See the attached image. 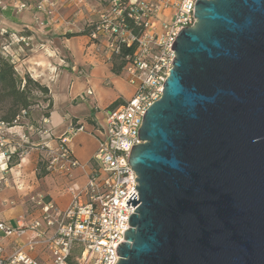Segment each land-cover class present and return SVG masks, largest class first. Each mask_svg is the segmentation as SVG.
<instances>
[{
  "label": "water",
  "instance_id": "1",
  "mask_svg": "<svg viewBox=\"0 0 264 264\" xmlns=\"http://www.w3.org/2000/svg\"><path fill=\"white\" fill-rule=\"evenodd\" d=\"M193 15L130 150L138 199L115 264H264V0Z\"/></svg>",
  "mask_w": 264,
  "mask_h": 264
},
{
  "label": "built area",
  "instance_id": "2",
  "mask_svg": "<svg viewBox=\"0 0 264 264\" xmlns=\"http://www.w3.org/2000/svg\"><path fill=\"white\" fill-rule=\"evenodd\" d=\"M106 1V7L89 31V38L95 48L102 45L99 51L108 59L119 54L122 46H134L133 52L126 55L122 72L127 74L132 94L106 112L90 163H81L74 156L67 135L59 137L55 147H46L49 171L70 175L81 167L87 173L86 184L82 188L69 187L72 198L64 209L45 202L41 203L39 217L28 224H24L23 216H19L16 226L0 220L2 238L29 232L23 243L9 251L0 241V264H42L37 251L47 254V264H115L120 258L116 247L124 241V231L130 227L128 217L136 208L125 202L132 193L138 199L137 175L128 163L130 150L132 145L142 142L137 132L145 110L162 95L174 58L172 42L181 28L191 26L196 20L193 15L196 0ZM33 3L35 17L43 13L46 18H52V1ZM15 7L21 10L32 4L18 1ZM5 33L0 30V51L12 57L11 44L24 39L13 33L5 36ZM4 127L0 123V129ZM82 129L80 125L74 131ZM5 145L6 140L0 135V148ZM11 152L8 148L2 149V156L7 159Z\"/></svg>",
  "mask_w": 264,
  "mask_h": 264
},
{
  "label": "crops",
  "instance_id": "3",
  "mask_svg": "<svg viewBox=\"0 0 264 264\" xmlns=\"http://www.w3.org/2000/svg\"><path fill=\"white\" fill-rule=\"evenodd\" d=\"M50 1L55 3L53 17L45 19L38 15L36 20L34 9L18 12L12 7L16 0H0L8 5L7 8L0 6V30L15 32L24 41H31L32 47L38 46L25 58L19 52L24 43L18 44L20 50L18 47L11 49L14 61L20 60L16 71L26 70L44 83L52 102L46 121L40 125L42 129L33 132L39 147L14 162L10 160L14 156L4 158L0 148V220L14 226L19 216H23L24 224L38 217L41 203L52 202L61 209L66 208L72 198L69 187L82 188L86 184L87 173L81 167L75 168L70 175H44L39 183L37 163L46 152V146L55 147L59 137L67 135L74 156L81 163H90L98 146V130L105 123L109 106L132 94H124L126 82L122 74L111 71L112 62L95 49L88 36L90 26L101 11L98 0ZM80 125L83 129L74 131ZM21 133L19 125L5 130L9 148L20 144ZM40 194L46 196L45 201L39 200ZM28 235V231L10 238H2L0 234V241L9 251L14 245L23 243ZM36 254L42 264H47L46 253L37 251Z\"/></svg>",
  "mask_w": 264,
  "mask_h": 264
},
{
  "label": "trees",
  "instance_id": "4",
  "mask_svg": "<svg viewBox=\"0 0 264 264\" xmlns=\"http://www.w3.org/2000/svg\"><path fill=\"white\" fill-rule=\"evenodd\" d=\"M129 25H131V23H129ZM91 28L92 25L89 31ZM133 50L134 46H122L120 53L114 55L111 64V71L114 74H122L127 62L126 55H130ZM37 92H41V94L45 95L43 99L47 101L48 106L44 115L48 116L49 110L52 107L51 99L47 96L48 88L30 78L28 74L21 77L16 72L11 59L0 51V123L11 126L21 115L22 111L28 114L30 107L35 103L34 98ZM123 102L124 100L117 99L109 106V109H113ZM43 175H45V171L38 174V176Z\"/></svg>",
  "mask_w": 264,
  "mask_h": 264
},
{
  "label": "rangeland",
  "instance_id": "5",
  "mask_svg": "<svg viewBox=\"0 0 264 264\" xmlns=\"http://www.w3.org/2000/svg\"><path fill=\"white\" fill-rule=\"evenodd\" d=\"M17 1L18 0H16V2L14 4H12V7L16 11L20 12L21 10L28 9V8L34 9L33 8V4H34L33 2H35L36 0H21V1H25V2H28V3L32 4V7L23 8L21 10H18L17 7H15V4L18 3ZM98 3H99L98 8L100 7L101 10H103L106 7V5H107V1L106 0H98ZM3 5H5V7H3ZM0 6L2 8H7L8 5L6 3H1L0 2ZM53 8H54V13H55V3H54V7ZM54 13H53V15H54ZM38 15H42L46 19V16L43 13H39L36 16V20L39 19ZM53 15H52V17H53ZM98 17H99V15H98ZM96 21H94V22H96ZM93 23H92V25H93ZM1 31L6 32L5 36H8L9 33L16 34L15 32H8V31H4V30H1ZM88 36H89V32H88ZM22 43H24V46H22V49L19 52H21L20 54H22L21 57L25 58V57H28V55L31 53L32 48H34V47L31 46V41L26 40V41H22V42H20L18 44L21 45ZM18 44L16 45L15 42L12 43L11 44V49H14V47H16V48L18 47L19 48ZM37 48H38V46H35L34 49H37ZM100 48H102V45H98V48H95V49L96 50L98 49V51H99ZM19 50H20V48H19ZM18 57H20V56H18ZM9 58L11 59V61L13 62L14 66L16 68L18 66V63H20L19 62L20 60L19 61H14V57L13 56L9 57ZM113 58H114V55L111 56V59H110L111 62H113ZM24 68H26V67H24ZM16 72L21 77H23L25 74H28L30 78L38 81L43 86H46L41 81L33 78L26 70L22 71V73H19L18 71H16ZM121 77L126 82V85H125V88H124V94L125 95L131 94L132 86L127 81V74L123 73L121 75ZM47 96L50 97L49 91H48V95ZM44 97H45V95L41 94V92L35 93V98H34L35 103L30 107L28 114L23 113V111H22V113L18 117V119L16 121H14L13 125H11V126L19 125L20 128L22 129V133L20 134V144L17 145V146L15 145L16 148L14 146H12V148H9V146H8L9 143H7V141H6L5 147H3L1 149L8 148V150H12L10 155L12 154L14 157H12V159H10V160L13 161V162L16 161V159H19L21 156L25 155L26 152L31 151L35 147H39V145L36 144V140L33 138V135H34L33 132H37L38 129H42V127L40 125L42 124L43 119L44 118L46 119V117H47V116L44 115V113L47 110L48 103H47V101H44V99H43ZM11 126L6 125V127L0 129V135L3 137V139H5V136H4L5 130L7 128L11 127ZM46 149H48V148H46ZM43 171H45V175L54 173V172H51V171H49L47 169L46 152L43 153V155L41 156L40 159H38V163H37L36 175L38 177L39 183H40V177H42V176H38V174H40ZM45 197H46L45 195L40 194L39 200L45 201Z\"/></svg>",
  "mask_w": 264,
  "mask_h": 264
}]
</instances>
